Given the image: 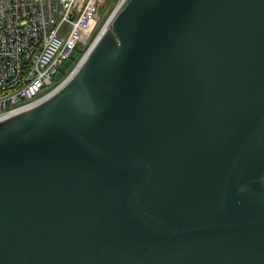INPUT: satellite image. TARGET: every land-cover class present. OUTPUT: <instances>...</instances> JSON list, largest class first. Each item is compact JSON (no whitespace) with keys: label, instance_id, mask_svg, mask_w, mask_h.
Returning <instances> with one entry per match:
<instances>
[{"label":"water","instance_id":"water-1","mask_svg":"<svg viewBox=\"0 0 264 264\" xmlns=\"http://www.w3.org/2000/svg\"><path fill=\"white\" fill-rule=\"evenodd\" d=\"M90 51L0 122V264H264V0H130Z\"/></svg>","mask_w":264,"mask_h":264},{"label":"built area","instance_id":"built-area-1","mask_svg":"<svg viewBox=\"0 0 264 264\" xmlns=\"http://www.w3.org/2000/svg\"><path fill=\"white\" fill-rule=\"evenodd\" d=\"M129 1L119 0L106 22L112 23ZM104 3L0 0V122L37 107L72 79L90 46L99 39L100 32L94 31ZM86 44L67 78L65 75L54 84L52 77L59 67Z\"/></svg>","mask_w":264,"mask_h":264},{"label":"rangeland","instance_id":"rangeland-1","mask_svg":"<svg viewBox=\"0 0 264 264\" xmlns=\"http://www.w3.org/2000/svg\"><path fill=\"white\" fill-rule=\"evenodd\" d=\"M83 1L85 0H78V4L79 5L82 4ZM118 1L119 0H105L104 6L100 9V12H99V21L94 31L95 34H98L102 30L105 24V21L107 20L109 14L112 11V7L115 6ZM86 47H87V44L76 48L73 51L71 58L65 61L61 67H59L58 71L52 77V81L54 84L60 82L63 79V77L71 70V68H73L77 64L78 59L82 56ZM67 76L68 75H66L65 79L67 78Z\"/></svg>","mask_w":264,"mask_h":264},{"label":"bare ground","instance_id":"bare-ground-1","mask_svg":"<svg viewBox=\"0 0 264 264\" xmlns=\"http://www.w3.org/2000/svg\"><path fill=\"white\" fill-rule=\"evenodd\" d=\"M110 25H111V23H110V21H108L107 22V24L102 28V30L100 31V34H99V38L101 37V36H103L104 34H106V32L109 30V28H110ZM97 42V41H96ZM96 42L92 45V46H90V48H89V50H88V53L85 55V57H83L82 58V61H81V63H79V64H83L84 62H85V60L87 59V57H88V54L91 52L90 50H92L93 48H94V46H95V44H96ZM79 66V65H78ZM78 66H77V68H78ZM71 80V78H69L68 79V82ZM67 82V83H68ZM66 83V84H67ZM65 84V85H66ZM64 85V86H65ZM62 87L60 86V88H58L57 90H59V89H61Z\"/></svg>","mask_w":264,"mask_h":264}]
</instances>
